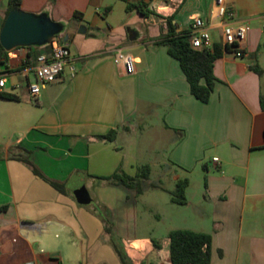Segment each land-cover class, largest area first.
<instances>
[{"label":"crops","instance_id":"0c3cea01","mask_svg":"<svg viewBox=\"0 0 264 264\" xmlns=\"http://www.w3.org/2000/svg\"><path fill=\"white\" fill-rule=\"evenodd\" d=\"M10 1L0 0V19ZM16 1L54 22L74 12L81 19L64 32L68 66L37 100L26 87L34 57L26 49L18 59L1 57L3 94L16 100L0 98V264H116L106 224L134 264H171L172 230L209 234V264H264V0H224L250 30L241 56L231 50L214 62L207 103L190 94L178 62L157 41L167 33L166 18L175 33H188L197 17L212 45H223L225 22L210 15L213 0ZM117 50L132 58L133 74L114 64ZM111 130L112 142L97 139ZM153 143L165 145L160 164ZM27 153L65 194L15 158ZM144 165L149 176L138 195L98 179L117 170L134 176ZM183 179L186 204L176 205L168 192ZM80 183L104 220L77 202Z\"/></svg>","mask_w":264,"mask_h":264},{"label":"trees","instance_id":"16d2710c","mask_svg":"<svg viewBox=\"0 0 264 264\" xmlns=\"http://www.w3.org/2000/svg\"><path fill=\"white\" fill-rule=\"evenodd\" d=\"M12 7H19V4L16 0H11L9 2V6L4 12L0 24H2L3 20ZM140 7H143V5L139 4V13L147 16V12L144 13ZM80 19L81 14L74 12L69 20L60 22V24L63 26V31L65 33H67L70 29L74 31ZM165 26L167 33L163 36L162 40L157 41V44L165 46L167 54L178 62L180 70L188 84L190 94L199 102L207 103L215 86V78L212 73L213 64L223 55L224 52L231 51L230 48L225 45L214 44L210 50L193 49L189 43V37L187 33H175L172 17L165 19ZM68 42L69 41H67L66 44ZM34 47V50L31 47L25 48L27 50V57L32 56L35 58L39 54V50L43 49L47 51L50 45ZM2 56H7V53L0 46V63ZM0 98L13 101L16 100V97L8 94H0ZM115 136L116 131L111 130L105 135L97 136V139L101 141L112 142ZM28 155L29 154L27 153L26 156L19 155L15 158L27 164L35 176L47 182L54 190L61 194H65L64 184L45 178L29 161ZM148 176L149 167L144 165L138 168L134 176H128L120 170H117L110 176L100 177L98 179L107 184L122 185L127 189H134L138 195L145 189V182L147 181ZM151 187L158 188V186L154 185ZM186 187V179L177 181L174 189L168 192L170 196V202L176 205H185ZM97 215L104 220V213L103 215H100V213ZM106 225L105 232L108 235H111V228L108 224ZM167 238L169 240V259L171 264H209V247L211 241L209 234L197 233L191 230H172L168 233ZM110 245L115 252L120 264H133L126 256L122 245L114 241L112 236H110Z\"/></svg>","mask_w":264,"mask_h":264},{"label":"built area","instance_id":"2783aa9c","mask_svg":"<svg viewBox=\"0 0 264 264\" xmlns=\"http://www.w3.org/2000/svg\"><path fill=\"white\" fill-rule=\"evenodd\" d=\"M212 17H219L224 20L222 27V42L223 45L230 48L235 53L236 57L241 56L242 52L239 46L246 39L250 27L246 23L234 21L233 12L228 9L224 0H213V7L210 12ZM189 43L193 49L210 50L212 42L207 31L205 22L200 18H192L190 30L187 33ZM25 48H17L7 53L10 59H18L16 52L22 51ZM70 61V51L66 43L56 40L51 43L49 49L38 54L34 58V65L31 67L33 81L27 83V91L32 101L37 100L40 90L46 85L57 81L63 71L68 66ZM115 65H121L126 75L134 73L133 60L130 56L117 50L113 55ZM70 72L73 75L74 69L71 67ZM7 86L6 76L0 74V94H3ZM17 86H14L16 88ZM216 161V159H213ZM49 264H57V260H51Z\"/></svg>","mask_w":264,"mask_h":264},{"label":"water","instance_id":"95a60500","mask_svg":"<svg viewBox=\"0 0 264 264\" xmlns=\"http://www.w3.org/2000/svg\"><path fill=\"white\" fill-rule=\"evenodd\" d=\"M84 31L83 26L77 29L78 34ZM57 39L66 43L68 35L64 34L60 23L52 21L44 12L35 14L12 7L0 24V46L6 53L17 48L49 46ZM75 188L77 202L81 205L89 204V196L82 184H77Z\"/></svg>","mask_w":264,"mask_h":264},{"label":"rangeland","instance_id":"374dc122","mask_svg":"<svg viewBox=\"0 0 264 264\" xmlns=\"http://www.w3.org/2000/svg\"><path fill=\"white\" fill-rule=\"evenodd\" d=\"M57 40H59V39H57ZM33 50L35 49V47L33 46V47H31ZM29 80H30V82H32L33 81V76L30 74L29 75ZM151 132H149V134H152V135H154L155 134V132H154V129L153 130H150ZM162 144H159L158 143V145L156 144V143H153L152 145H151V149H150V154H151V156H152V159H153V161H155L156 163L158 162L159 164L160 163H162L160 160H161V158H160V152L161 151H163L165 148V145L163 144L162 146H161ZM164 146V147H163ZM0 153H1V149H0ZM163 163H164V160H163ZM157 166V165H156ZM155 168V167H154ZM156 171H158V173H160L161 171H160V169H159V167L157 166L156 167ZM164 171V170H163ZM164 173H167V172H164ZM154 174V173H153ZM85 190L87 191V194L89 195V197H91V192H90V189L89 188H86L85 187ZM71 191H74V190H71ZM73 193V192H72ZM75 194H77L76 193V191L74 192ZM155 194H156V196H158V194H161L164 198H167L168 197V195H166L165 193H159L158 191H156L155 192ZM158 200V199H157ZM80 206H82L83 208H85L86 210H89L90 212H93V210H95L96 212H95V214H99L100 213V215H103V210L100 208H95L94 207V200H92V202H90L89 204H84V205H81L80 204ZM156 207V205H153V209ZM143 214H144V207H143V205H141L140 204V202H138V218L140 219V217H142L143 216ZM151 221L152 222H154V219H151ZM151 221L150 222H148V223H151ZM153 224V223H152ZM111 236V235H110ZM114 241H116V242H118V243H120V240L118 239V238H114L113 239ZM123 247V246H122ZM123 249H124V247H123ZM124 252H125V250H124ZM126 254V253H125ZM126 256L128 257V255L126 254ZM128 259H129V257H128ZM115 260V263L116 264H119L120 262H119V260H118V258L116 259H114ZM130 260V259H129ZM131 261V260H130ZM131 263H133L132 261H131ZM134 264V263H133Z\"/></svg>","mask_w":264,"mask_h":264}]
</instances>
